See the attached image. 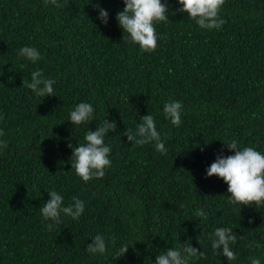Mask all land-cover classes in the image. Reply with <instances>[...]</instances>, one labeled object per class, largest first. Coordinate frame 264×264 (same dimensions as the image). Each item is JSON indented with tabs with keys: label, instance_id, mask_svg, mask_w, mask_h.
I'll return each mask as SVG.
<instances>
[{
	"label": "trees",
	"instance_id": "trees-1",
	"mask_svg": "<svg viewBox=\"0 0 264 264\" xmlns=\"http://www.w3.org/2000/svg\"><path fill=\"white\" fill-rule=\"evenodd\" d=\"M161 2L169 20L155 25L157 49L143 53L123 41L115 18L123 0H0V264H156L185 242L206 253L189 264H229L211 247L217 227L237 237L231 264H264V206L230 205L223 180L206 178L217 155L234 154L224 143L264 154V0H226L219 30L177 12L178 0ZM98 8L109 13L107 25ZM24 46L42 59L20 57ZM36 70L55 81L53 96L22 85ZM169 101L183 105L179 127L164 117ZM81 102L93 105V120L75 126L70 112ZM148 113L166 154L123 135ZM105 118L117 125L105 137L112 163L85 183L71 169L68 143H83ZM50 191L63 206L84 201L81 217L45 221ZM97 234L107 251L93 256L86 248Z\"/></svg>",
	"mask_w": 264,
	"mask_h": 264
},
{
	"label": "clouds",
	"instance_id": "clouds-1",
	"mask_svg": "<svg viewBox=\"0 0 264 264\" xmlns=\"http://www.w3.org/2000/svg\"><path fill=\"white\" fill-rule=\"evenodd\" d=\"M226 0H178L179 7L176 11L186 13L187 17L195 21L202 29L219 30L226 21L220 18V12ZM51 3L59 7L57 0H44V4ZM125 5L122 11L116 15L118 26L123 30V41L138 45L143 53L154 52L158 47L159 36L155 25L167 21L168 7L161 0H123ZM98 20L104 25L108 24L109 13L102 9H97ZM127 34V35H125ZM18 55L32 63L42 59L41 53L34 47L24 46L19 50ZM55 81L44 78L40 70L31 73V80L24 81L22 85L30 89L38 97H48L54 95L53 85ZM182 103L180 101H169L163 106L165 119L170 120L173 126L179 127L181 124ZM94 108L91 103L81 102L70 112L69 121L72 125L79 126L93 120ZM2 119V117H0ZM135 132L127 128L123 133L127 141L133 146H144L154 143L155 150L161 154H166L167 149L161 141L160 133L156 128L155 118L152 114L140 118ZM116 121L109 122L105 118L95 131L88 130L84 136V142L73 147L70 157L71 169L75 175L87 183L93 178H102L105 169L111 166L109 158L111 149L105 145V137L109 132L116 130ZM5 133L0 130V137ZM226 144L229 150L234 151L233 155H217L214 162L206 169V178L217 177L227 185V202L233 206H247L256 208L264 206V154L254 147H238L235 140ZM7 148V141L0 139V149ZM203 151V148H201ZM50 199L40 207V214L45 221L54 224H61V214L78 220L84 212V201L78 197H72V202L68 206L64 205V197L57 191L48 192ZM197 217L207 219V214L203 209L195 212ZM251 222V221H250ZM53 223L48 224L49 230ZM237 237L231 228L217 227L211 237V247L215 254L223 255L231 264L236 253L230 245L236 243ZM199 242V241H198ZM256 247H260L259 244ZM129 246L123 245L116 253L117 258L123 257ZM86 251L95 256L104 254L107 251V242L103 235L97 234L92 237V243L87 245ZM204 251H199L185 242L180 248H168L165 252L155 258L156 264H189L192 258L205 257ZM251 264H261L257 257H249Z\"/></svg>",
	"mask_w": 264,
	"mask_h": 264
}]
</instances>
